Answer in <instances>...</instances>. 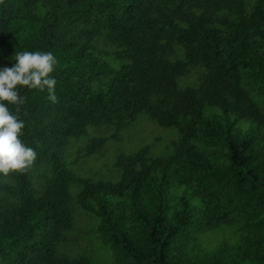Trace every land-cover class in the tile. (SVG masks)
I'll return each mask as SVG.
<instances>
[{"label":"trees","instance_id":"trees-1","mask_svg":"<svg viewBox=\"0 0 264 264\" xmlns=\"http://www.w3.org/2000/svg\"><path fill=\"white\" fill-rule=\"evenodd\" d=\"M22 51L55 55L58 102L21 90L37 160L0 176V264H94L67 249L74 208L110 264H264V0H0V67ZM142 118L177 131L168 153L71 170ZM224 226L235 243L203 244Z\"/></svg>","mask_w":264,"mask_h":264},{"label":"rangeland","instance_id":"rangeland-1","mask_svg":"<svg viewBox=\"0 0 264 264\" xmlns=\"http://www.w3.org/2000/svg\"><path fill=\"white\" fill-rule=\"evenodd\" d=\"M195 79V73L189 75L185 80L192 82ZM182 86L183 79L178 81ZM113 130L108 127H95L89 129V136L80 141L71 143L67 150V158L73 161L79 147L86 144L90 137L110 138ZM178 138V133L174 129H163L155 123L145 118L139 119L133 126L127 127L116 139H109L100 154L94 155L71 165V170L80 177L108 179L115 176L113 174V164L116 156L119 154H130L137 151L140 147L149 146L151 152L158 156L168 153L172 142ZM75 227L72 236V243L67 247L72 253L77 251L86 252L94 264H110L109 252L98 240L93 237V222L90 216L81 210L74 208ZM221 234L215 231L208 234L203 239L205 246H210L216 241L227 240L230 244L238 240L236 228L224 226Z\"/></svg>","mask_w":264,"mask_h":264},{"label":"clouds","instance_id":"clouds-1","mask_svg":"<svg viewBox=\"0 0 264 264\" xmlns=\"http://www.w3.org/2000/svg\"><path fill=\"white\" fill-rule=\"evenodd\" d=\"M12 59L13 66L0 67V176L5 178L27 173L37 160L35 149L21 139L25 121L20 117L27 115L21 90H46L48 99L58 102L57 80L51 75L58 61L52 52H16Z\"/></svg>","mask_w":264,"mask_h":264}]
</instances>
